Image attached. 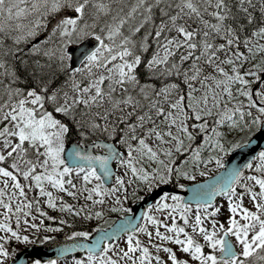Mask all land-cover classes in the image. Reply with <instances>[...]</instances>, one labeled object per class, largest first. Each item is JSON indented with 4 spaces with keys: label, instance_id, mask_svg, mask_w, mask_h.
<instances>
[{
    "label": "snow or ice",
    "instance_id": "snow-or-ice-1",
    "mask_svg": "<svg viewBox=\"0 0 264 264\" xmlns=\"http://www.w3.org/2000/svg\"><path fill=\"white\" fill-rule=\"evenodd\" d=\"M0 264H264V0H0Z\"/></svg>",
    "mask_w": 264,
    "mask_h": 264
},
{
    "label": "water",
    "instance_id": "water-1",
    "mask_svg": "<svg viewBox=\"0 0 264 264\" xmlns=\"http://www.w3.org/2000/svg\"><path fill=\"white\" fill-rule=\"evenodd\" d=\"M228 159H229V160H231V159H235V157L232 156V155H230V156L228 157ZM183 194H184V195H187L186 192H184ZM131 208L133 209V211H134L137 215H138V214L141 212V210H142V206H141L140 203H135V204H133ZM118 219H119V218H118ZM53 251H54V246H53V248H50V249H45L43 246H37V247L34 248V249H29V248L27 247V248H25V249H23V250H20L19 252H20L21 255H26V256H30V257H35V255H36L37 252L43 254V253H45V252H53ZM45 258H47V257H45Z\"/></svg>",
    "mask_w": 264,
    "mask_h": 264
},
{
    "label": "rangeland",
    "instance_id": "rangeland-1",
    "mask_svg": "<svg viewBox=\"0 0 264 264\" xmlns=\"http://www.w3.org/2000/svg\"><path fill=\"white\" fill-rule=\"evenodd\" d=\"M204 177H197V180H201V179H203ZM193 182H195V181H188V183H193ZM65 199H68V197H65ZM132 204V202L130 201L129 203H128V206L130 207V205ZM49 211H51V210H49ZM53 214H57L56 212H53ZM120 216V214L119 213H112V214H110V216H111V219H115L116 218V216ZM95 225V222H93L92 223V226H94ZM23 247H25L24 245H17V248L19 249V248H23ZM178 255H183L182 253H178Z\"/></svg>",
    "mask_w": 264,
    "mask_h": 264
},
{
    "label": "flooded vegetation",
    "instance_id": "flooded-vegetation-1",
    "mask_svg": "<svg viewBox=\"0 0 264 264\" xmlns=\"http://www.w3.org/2000/svg\"><path fill=\"white\" fill-rule=\"evenodd\" d=\"M26 247V246H25ZM24 248V247H23Z\"/></svg>",
    "mask_w": 264,
    "mask_h": 264
}]
</instances>
